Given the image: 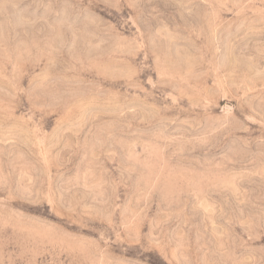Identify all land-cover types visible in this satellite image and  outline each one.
I'll use <instances>...</instances> for the list:
<instances>
[{"label":"rangeland","instance_id":"374dc122","mask_svg":"<svg viewBox=\"0 0 264 264\" xmlns=\"http://www.w3.org/2000/svg\"><path fill=\"white\" fill-rule=\"evenodd\" d=\"M0 264H264V0H0Z\"/></svg>","mask_w":264,"mask_h":264}]
</instances>
